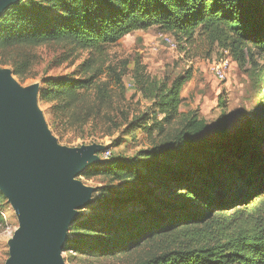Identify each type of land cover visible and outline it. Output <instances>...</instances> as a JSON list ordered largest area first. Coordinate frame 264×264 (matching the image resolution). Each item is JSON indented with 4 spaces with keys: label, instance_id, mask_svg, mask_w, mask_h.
<instances>
[{
    "label": "trees",
    "instance_id": "trees-1",
    "mask_svg": "<svg viewBox=\"0 0 264 264\" xmlns=\"http://www.w3.org/2000/svg\"><path fill=\"white\" fill-rule=\"evenodd\" d=\"M151 27L186 43L220 47L240 63L264 58V0H19L0 15V48L69 42L101 56L126 35ZM191 78L186 72L173 79L159 102L164 121L180 115L181 89ZM91 91L95 101L86 104ZM52 93L66 98L57 106L69 112L65 124L81 131L112 97L110 83L94 77L50 78L41 96ZM218 125L225 129V116ZM201 126L197 118L187 121L153 158L116 161L112 154L86 170L83 176L105 172L135 186L107 190L114 193H104L72 230L95 240L98 251L135 253L132 264H264V136L261 150H249L247 123L233 143L195 148ZM182 191L184 209L173 214L166 199ZM198 202L202 209L196 212Z\"/></svg>",
    "mask_w": 264,
    "mask_h": 264
},
{
    "label": "rangeland",
    "instance_id": "rangeland-1",
    "mask_svg": "<svg viewBox=\"0 0 264 264\" xmlns=\"http://www.w3.org/2000/svg\"><path fill=\"white\" fill-rule=\"evenodd\" d=\"M165 34L176 39L178 45L174 50L163 43ZM221 59L229 61L224 80L218 79L211 70V66ZM254 60L240 63L229 51L225 53L220 47H209L201 40L186 43L176 34L159 27L128 34L118 43L108 46L101 56L69 42L0 48V69L10 71L23 88L37 85V105L60 146L75 149L96 144L104 150L108 147L116 161L153 158L154 152L166 148L177 133L184 131L185 123L193 118L202 124L194 134L192 146L195 148L205 142L233 143V137L251 123L252 130L245 146L249 150H261L259 139L264 136V120L260 121L264 116V58L256 55ZM186 72H190L192 78L181 89L180 115L166 122L159 102L167 97L173 79ZM89 77L109 82L112 97L105 101L103 113L88 125L86 131H81L78 125L65 124L69 112L63 113L57 107L66 102L65 97L56 98L53 93L43 97L41 93L44 82L50 78L66 81ZM84 98L86 104H91L95 101L94 92L85 94ZM223 116L226 122L224 130L218 125ZM103 124L112 125V129L106 131ZM104 150L97 155L101 156ZM82 174L75 180L93 189V201L79 210L81 218L93 212L94 205L103 200L104 193H114L107 190L120 191L135 186L127 178L110 173L102 172L92 177ZM183 192L166 199L174 207L173 214L184 209V197L180 195ZM197 204L196 212H199L202 206L199 202ZM0 217V264H6L10 257L9 241L19 227V219L1 190ZM75 224L69 227L62 253L66 264L133 263L135 253L98 251L94 246L95 240L72 230Z\"/></svg>",
    "mask_w": 264,
    "mask_h": 264
},
{
    "label": "water",
    "instance_id": "water-1",
    "mask_svg": "<svg viewBox=\"0 0 264 264\" xmlns=\"http://www.w3.org/2000/svg\"><path fill=\"white\" fill-rule=\"evenodd\" d=\"M19 0H0V14ZM37 85L21 87L0 69V190L19 219L6 264H66L67 232L92 203L75 177L102 162L99 145L62 147L37 105Z\"/></svg>",
    "mask_w": 264,
    "mask_h": 264
},
{
    "label": "built area",
    "instance_id": "built-area-1",
    "mask_svg": "<svg viewBox=\"0 0 264 264\" xmlns=\"http://www.w3.org/2000/svg\"><path fill=\"white\" fill-rule=\"evenodd\" d=\"M162 41L171 50H174L178 45L177 41L169 35H163ZM225 53H227V51H225ZM228 68H229V61H227L226 59H221L220 61L215 62L211 66V70L220 80H224L227 78ZM112 154L113 152L111 149H106L103 151V153H101V157L107 158L110 157Z\"/></svg>",
    "mask_w": 264,
    "mask_h": 264
}]
</instances>
